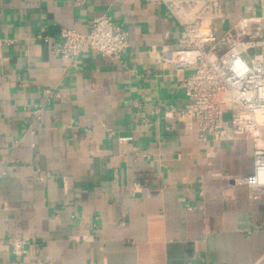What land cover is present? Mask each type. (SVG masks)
<instances>
[{"label":"crops","instance_id":"crops-1","mask_svg":"<svg viewBox=\"0 0 264 264\" xmlns=\"http://www.w3.org/2000/svg\"><path fill=\"white\" fill-rule=\"evenodd\" d=\"M221 9L217 36L264 35V0ZM101 15L127 36L119 62L51 55ZM178 38L149 0H0V264H264V199L238 183L251 141L205 145L165 115L189 101Z\"/></svg>","mask_w":264,"mask_h":264},{"label":"built area","instance_id":"built-area-1","mask_svg":"<svg viewBox=\"0 0 264 264\" xmlns=\"http://www.w3.org/2000/svg\"><path fill=\"white\" fill-rule=\"evenodd\" d=\"M149 2L163 6L179 28L176 47L167 62L177 72L189 71L179 84L188 103L179 109L170 107L165 115L184 129L195 128L205 145L220 147L240 137L249 139L253 174L238 183L247 186L252 198L264 199L259 171L264 167V123L257 118V113L264 112V35L248 32L246 19L240 22L244 29L237 34L225 32L217 36L214 24L224 22L221 0ZM38 39L49 43L47 37ZM127 48L123 29L106 15L94 18L86 34L62 29L58 39L50 43L51 55L71 66L85 49L115 64ZM255 48L260 52L250 55ZM236 61L247 71L238 74L234 70ZM27 244V239L14 241L13 252L24 254ZM258 264H263V260Z\"/></svg>","mask_w":264,"mask_h":264},{"label":"clouds","instance_id":"clouds-1","mask_svg":"<svg viewBox=\"0 0 264 264\" xmlns=\"http://www.w3.org/2000/svg\"><path fill=\"white\" fill-rule=\"evenodd\" d=\"M238 74H243L244 71H247V69L244 67V65L240 61H236L235 69ZM257 118L264 123V112L257 113ZM259 163V162H258ZM260 177L261 182H264V167H262L260 170ZM255 182V181H254Z\"/></svg>","mask_w":264,"mask_h":264},{"label":"bare ground","instance_id":"bare-ground-1","mask_svg":"<svg viewBox=\"0 0 264 264\" xmlns=\"http://www.w3.org/2000/svg\"><path fill=\"white\" fill-rule=\"evenodd\" d=\"M242 29H244V25H243V23L240 24V25L236 28V31H239V30H242Z\"/></svg>","mask_w":264,"mask_h":264},{"label":"rangeland","instance_id":"rangeland-1","mask_svg":"<svg viewBox=\"0 0 264 264\" xmlns=\"http://www.w3.org/2000/svg\"><path fill=\"white\" fill-rule=\"evenodd\" d=\"M250 54H252V51H250Z\"/></svg>","mask_w":264,"mask_h":264}]
</instances>
